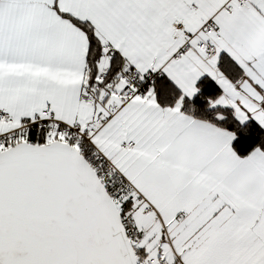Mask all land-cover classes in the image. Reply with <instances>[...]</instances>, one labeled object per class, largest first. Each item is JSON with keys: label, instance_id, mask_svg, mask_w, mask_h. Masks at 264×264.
Returning a JSON list of instances; mask_svg holds the SVG:
<instances>
[{"label": "snow or ice", "instance_id": "snow-or-ice-1", "mask_svg": "<svg viewBox=\"0 0 264 264\" xmlns=\"http://www.w3.org/2000/svg\"><path fill=\"white\" fill-rule=\"evenodd\" d=\"M0 264H264V0H0Z\"/></svg>", "mask_w": 264, "mask_h": 264}, {"label": "trees", "instance_id": "trees-1", "mask_svg": "<svg viewBox=\"0 0 264 264\" xmlns=\"http://www.w3.org/2000/svg\"><path fill=\"white\" fill-rule=\"evenodd\" d=\"M257 142L256 135H252L248 137L246 140H241L238 142L235 147L237 148L239 154L244 155L246 154L247 150H249L254 144Z\"/></svg>", "mask_w": 264, "mask_h": 264}]
</instances>
